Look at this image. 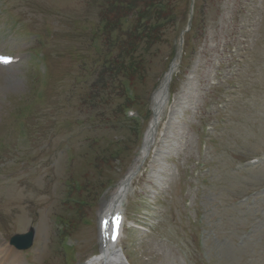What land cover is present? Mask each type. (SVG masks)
Returning <instances> with one entry per match:
<instances>
[{"label": "rangeland", "instance_id": "obj_1", "mask_svg": "<svg viewBox=\"0 0 264 264\" xmlns=\"http://www.w3.org/2000/svg\"><path fill=\"white\" fill-rule=\"evenodd\" d=\"M191 3L0 0V52L24 56L0 65V256L33 226V264L92 263L184 35L116 248L131 264H264V0H195L186 31Z\"/></svg>", "mask_w": 264, "mask_h": 264}, {"label": "bare ground", "instance_id": "obj_2", "mask_svg": "<svg viewBox=\"0 0 264 264\" xmlns=\"http://www.w3.org/2000/svg\"><path fill=\"white\" fill-rule=\"evenodd\" d=\"M179 63V59L175 60L172 65L176 66ZM170 75L167 73L165 79L162 82V85L160 87V89H158L154 95V111L155 113H159L161 111H165V87H166V81L169 79ZM168 107V105H167ZM166 107V108H167ZM158 119L153 117V120L150 124V127L148 128L146 135H145V142L144 145L141 149L142 151V158L140 163L137 165V167L144 161V157L146 155V151L145 148L150 145L153 141V136L156 133V123H157ZM156 139H157V135H156ZM146 146V147H145ZM137 167L132 170L129 173V177L128 180H122L119 185H117L116 191H114L113 195L111 196L109 202H108V206L109 208H114L115 206H117L119 203H121L122 198L125 192V188L128 189V185L132 183L133 179L136 177H132L131 175L136 171ZM133 178V179H132ZM129 179H132V181H130ZM134 179V180H135ZM134 182V181H133ZM121 255V254H120ZM115 257L116 259L118 257V254H111L110 250L108 248H102V251L96 256L95 259H93V264H112L109 263V258ZM122 257V256H121ZM102 260L101 262H98V260ZM115 259V260H116ZM120 260V259H119ZM122 260V259H121ZM2 264H24V262L22 261V259L20 258L19 254H16L15 252H11L10 250L7 251L4 261ZM123 264V262H122Z\"/></svg>", "mask_w": 264, "mask_h": 264}, {"label": "water", "instance_id": "obj_3", "mask_svg": "<svg viewBox=\"0 0 264 264\" xmlns=\"http://www.w3.org/2000/svg\"><path fill=\"white\" fill-rule=\"evenodd\" d=\"M189 25H191V22H189ZM181 44H182V39H181ZM180 58V55H176V57L174 58V60L176 58ZM177 66H173L172 64L169 67L168 73H170V76L176 71ZM170 80L171 78L169 77V79L166 81V87H165V93H166V103L169 99V95H170ZM33 234L34 231L33 229L26 235L23 236H19L16 239L13 240V242L17 245V246H28L31 244L32 238H33Z\"/></svg>", "mask_w": 264, "mask_h": 264}, {"label": "trees", "instance_id": "obj_4", "mask_svg": "<svg viewBox=\"0 0 264 264\" xmlns=\"http://www.w3.org/2000/svg\"><path fill=\"white\" fill-rule=\"evenodd\" d=\"M144 1V8L147 5L148 2V6L155 8V12L159 14V16H162V14L164 13V11L162 10L163 8V0H143ZM139 5V4H138ZM140 11H142V9H140ZM148 21H150V29L156 28L155 23L152 21V19L150 18ZM152 21V22H151Z\"/></svg>", "mask_w": 264, "mask_h": 264}, {"label": "snow or ice", "instance_id": "obj_5", "mask_svg": "<svg viewBox=\"0 0 264 264\" xmlns=\"http://www.w3.org/2000/svg\"><path fill=\"white\" fill-rule=\"evenodd\" d=\"M117 227H116V236L118 237L119 235V224L122 221V217H117Z\"/></svg>", "mask_w": 264, "mask_h": 264}]
</instances>
